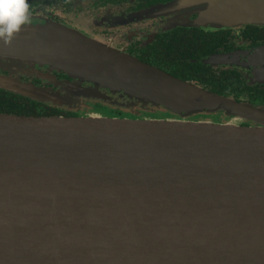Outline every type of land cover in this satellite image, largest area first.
Instances as JSON below:
<instances>
[{"label":"water","instance_id":"obj_1","mask_svg":"<svg viewBox=\"0 0 264 264\" xmlns=\"http://www.w3.org/2000/svg\"><path fill=\"white\" fill-rule=\"evenodd\" d=\"M175 7L197 14L193 25H264V0L160 11ZM250 59L263 67L264 47ZM0 71V89L57 107L119 93L181 117L0 112V264H264V106L54 21L0 40ZM203 113L226 121L187 118Z\"/></svg>","mask_w":264,"mask_h":264},{"label":"flooded vegetation","instance_id":"obj_2","mask_svg":"<svg viewBox=\"0 0 264 264\" xmlns=\"http://www.w3.org/2000/svg\"><path fill=\"white\" fill-rule=\"evenodd\" d=\"M179 1L26 0L29 5L27 22L61 23L207 90L228 76L237 85L230 88L233 91L229 97L264 106V66L258 67L250 59L256 50L264 47V26H198L193 25L195 13L182 12L177 7L160 11L165 5ZM40 70L43 71L41 75L56 82L72 80L55 71L49 73L45 67ZM22 79L60 88L47 79L26 76ZM82 100L83 104L76 108L60 107L61 114L84 115L95 100ZM112 101L121 105L129 103L119 93ZM117 108L123 109L116 105L114 110ZM128 110L132 112L131 108ZM133 112L145 115L140 105L133 107Z\"/></svg>","mask_w":264,"mask_h":264},{"label":"trees","instance_id":"obj_3","mask_svg":"<svg viewBox=\"0 0 264 264\" xmlns=\"http://www.w3.org/2000/svg\"><path fill=\"white\" fill-rule=\"evenodd\" d=\"M257 25V24H255ZM264 26V25H263ZM237 86L234 84L233 79L226 76L221 79V82L219 84L214 85V87H209L208 90L215 92L217 94H221L224 96H228L233 91L232 87ZM108 95H110L109 92H107ZM112 96V95H111ZM116 96V95H114ZM114 96L111 98V103L104 102L101 100H95L91 102L93 106L90 107L89 113L92 111L100 112L101 114L108 115V116H120V117H151V118H170L168 116H171L172 113H170L167 110L159 109L156 111H148L146 109L144 110L145 115L140 114V112H133L132 107H128L127 105L130 104L131 101L127 105H121L113 102ZM235 99V98H234ZM237 100V99H236ZM240 101V100H238ZM247 102V101H245ZM251 103V102H250ZM253 104V103H252ZM118 105V107H122L123 109L120 110L117 108V110H114L115 106ZM113 107V108H111ZM111 108V109H110ZM125 108V109H124ZM131 108L132 112H129L128 109ZM0 112L4 113H16V114H22V115H33V116H49V115H60L62 113L60 107L51 105L49 103H42L35 100H32L27 97H23L21 95L15 94L13 92H9L3 89H0ZM63 115V114H61ZM173 115V114H172ZM204 118H209L208 120H213L211 118H214L215 116L221 117L219 121H226V116L223 114H200ZM200 115L196 117H201ZM199 120V119H196ZM204 120V119H203Z\"/></svg>","mask_w":264,"mask_h":264},{"label":"clouds","instance_id":"obj_4","mask_svg":"<svg viewBox=\"0 0 264 264\" xmlns=\"http://www.w3.org/2000/svg\"><path fill=\"white\" fill-rule=\"evenodd\" d=\"M29 18L26 0H0V40L8 43Z\"/></svg>","mask_w":264,"mask_h":264},{"label":"rangeland","instance_id":"obj_5","mask_svg":"<svg viewBox=\"0 0 264 264\" xmlns=\"http://www.w3.org/2000/svg\"><path fill=\"white\" fill-rule=\"evenodd\" d=\"M174 18V16H172V19ZM31 25V24H34V25H36V24H39V23H32V22H27L26 24H24V25ZM157 110H159V109H157ZM156 111V110H155ZM90 113H94V114H101L100 112H97V111H91ZM128 117H131V116H128ZM168 117H170V118H181L180 116H178V115H172L171 114V116H168ZM194 117H196V116H189V117H187L188 119H191V120H194V119H192V118H194ZM133 118V117H132ZM211 119H214L215 121H219L220 119H221V117H219V116H215L214 118H211ZM243 124H246V125H250V124H254L253 122H250V121H247V122H244Z\"/></svg>","mask_w":264,"mask_h":264}]
</instances>
